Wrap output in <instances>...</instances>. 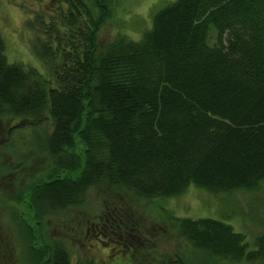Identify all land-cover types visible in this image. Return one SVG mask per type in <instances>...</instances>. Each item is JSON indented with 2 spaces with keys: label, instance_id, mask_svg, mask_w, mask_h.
<instances>
[{
  "label": "trees",
  "instance_id": "1",
  "mask_svg": "<svg viewBox=\"0 0 264 264\" xmlns=\"http://www.w3.org/2000/svg\"><path fill=\"white\" fill-rule=\"evenodd\" d=\"M32 1L42 6L26 26L47 76L8 62L0 32V129L8 123L0 147L9 157L0 185L15 187L0 201L18 207L20 246L14 255L4 234L0 264H99L72 261L46 233L58 222L67 228L69 215L85 235L90 219L79 213L91 187L104 213L94 230L103 233L106 219L131 254L119 200L173 197L189 185L253 190L264 179V0H170L139 38L116 35L102 46L105 0ZM174 220L195 259L264 264V232L248 248L223 221ZM182 254L150 264H192Z\"/></svg>",
  "mask_w": 264,
  "mask_h": 264
},
{
  "label": "rangeland",
  "instance_id": "2",
  "mask_svg": "<svg viewBox=\"0 0 264 264\" xmlns=\"http://www.w3.org/2000/svg\"><path fill=\"white\" fill-rule=\"evenodd\" d=\"M168 1L170 0H105L107 14L98 29L97 44L102 46L116 35H124L133 40L139 38L141 32L149 27L153 11ZM21 3L25 5H21ZM41 6L36 5L32 0H0V32L4 40V52L8 62L36 67L47 76L48 71L33 54L34 36L26 26L27 18L32 15L30 11L39 9ZM7 125L6 121L2 123L0 139H4V130ZM3 143L2 141L1 144ZM4 153V147H0V165L3 166L8 163L9 159L8 155H4ZM38 162L41 164V157H38ZM10 190L13 191L11 186L0 185V197L7 198L8 193H11ZM99 193L97 188L91 187L86 189L83 194V206L86 209L83 213H79V216L82 217L85 214L90 220L95 217L92 221L89 220L87 229L83 227L84 233L82 234H85L84 236L79 238V233L72 229L73 226H77L78 222L75 216H72L73 219L75 218L74 221H72V217L68 218L69 215L66 218L67 228L63 225L62 228L58 222V224H54L51 232L46 231L48 236L52 235V237L61 239L72 261L85 257L103 264L107 260V255L109 256L111 253L110 247L113 246L114 255L111 264L120 261L125 264V262L133 260H141L150 264L154 256L158 259L173 258L175 254L181 255L183 252V258L189 259L192 264H212L208 261L207 263L201 257L195 259V255L191 251V244L176 235L175 218H213L223 221L233 231L242 235L248 248H253L255 238L264 232V179L253 190L240 189L218 193L207 192L189 185L181 194L173 197L119 200L117 203L119 212L128 217L121 219L117 224L120 232L124 236L126 235L129 242L135 246L134 253L130 254L127 252L131 250V246L126 245L127 249H124L120 240L110 239L109 245L98 240L102 237L94 230L92 224H99L96 216L104 214ZM9 205L8 202L0 201V238L4 234L10 236V241L15 244L12 246V252L16 255L20 251V246L16 244L14 238L16 234L13 227L15 218L11 212L18 207L12 205L11 210ZM78 227L82 228L81 224ZM75 238L78 239L75 240ZM216 262L224 264L225 261L218 259V261H214V264ZM238 264L247 263L242 261Z\"/></svg>",
  "mask_w": 264,
  "mask_h": 264
},
{
  "label": "flooded vegetation",
  "instance_id": "3",
  "mask_svg": "<svg viewBox=\"0 0 264 264\" xmlns=\"http://www.w3.org/2000/svg\"><path fill=\"white\" fill-rule=\"evenodd\" d=\"M108 226L110 227L111 225H110L109 222L105 219L103 233H100V234H99L102 238H98V240H100V241H102V242H105V243L108 244V245H109L108 241H109L110 239L120 240V242H121V236H120L118 233H116V232H114V231L108 229ZM72 229L74 230V228H72ZM75 232H76V230H75ZM97 235H98V234H97ZM121 245H122V243H121ZM122 247H123V246H122ZM113 248H114L113 246L110 247L111 253L109 254V256L107 255V260H105V261L103 262V264H111V263H112V257H113V255H114V253L112 252V251L114 250ZM137 261H138V260H137ZM137 261H134V260H133L132 262H137ZM114 264H115V263H114ZM116 264H123V263H121V261H120V262H117Z\"/></svg>",
  "mask_w": 264,
  "mask_h": 264
}]
</instances>
